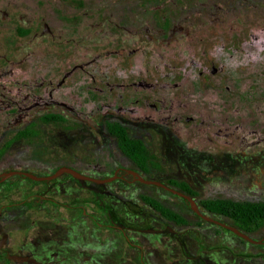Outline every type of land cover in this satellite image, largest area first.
Masks as SVG:
<instances>
[{"label": "flooded vegetation", "instance_id": "af4514ba", "mask_svg": "<svg viewBox=\"0 0 264 264\" xmlns=\"http://www.w3.org/2000/svg\"><path fill=\"white\" fill-rule=\"evenodd\" d=\"M34 1L85 3L89 0ZM123 1L153 4L142 10L88 12L89 18L98 19L88 23L89 29L95 27L90 33L85 27L71 26L68 19L74 15L69 11L62 12L66 16L62 21L54 11L51 14L34 11L32 0H0V148L27 126L36 131L10 141L0 156V182L12 175L30 178L22 173H10L25 171L21 161L13 162L9 168L4 163L9 160L6 155L14 144L38 136L39 126L50 124L67 130H85L89 137L111 148L102 163H65L49 174L38 175H50L61 166L83 175L85 178L80 180L68 172L58 174L90 189L98 210L105 216L102 225L120 231L131 250L112 253L116 264H144L145 245L132 242L125 234L128 226L117 224L112 216L118 204L103 203L104 197L112 200L117 190H126L136 182L146 183L139 178L158 180L147 176L149 171L160 169L156 147L133 133L140 127L156 130L164 147L163 156L173 157L191 181L203 173H223L224 164L232 160L262 161L264 155L258 150L264 149V0ZM156 19L161 20L158 25ZM12 20L18 23L13 28ZM28 34L31 44L25 39ZM94 48L96 52H91ZM48 114L55 115L52 121L40 119ZM114 125L124 127L129 137L144 143L149 158L143 167L118 147L111 130ZM12 129L13 133L2 140L3 134ZM126 161L132 167L126 166ZM169 179L180 180L167 177L164 182L158 181L182 191ZM119 181L127 186H108ZM47 193L49 190H31L19 202L0 204L2 264H56L68 258L69 248L74 251L73 241L60 240L58 234L54 240L42 238L43 223L49 228L74 225L71 219L34 218L31 212L40 210L44 200L70 212L78 211L88 222L101 225L84 206L59 201ZM191 198L194 201V196ZM12 204H19L20 210L10 211ZM186 219L187 223L177 225L191 228V220ZM201 221L212 222L204 218ZM135 230L153 233L159 240L167 232L171 238L176 237L167 226ZM243 233L250 239L233 232L230 238L235 241L211 251L202 250L200 244L191 251L179 241L182 249L164 264H264V223ZM154 245L148 242L146 248ZM85 259L88 264H98L102 256L89 255Z\"/></svg>", "mask_w": 264, "mask_h": 264}, {"label": "rangeland", "instance_id": "374dc122", "mask_svg": "<svg viewBox=\"0 0 264 264\" xmlns=\"http://www.w3.org/2000/svg\"><path fill=\"white\" fill-rule=\"evenodd\" d=\"M151 4L153 3H129L123 0H89L85 3H52L50 1L37 3L32 0L30 3L37 13L48 11L51 14V11H54L55 15L59 16V19L62 21L66 17L62 12L69 11L74 15L69 16V19L66 18L70 21L71 26L85 27L86 32L90 33H93L92 29L95 27L91 25L92 27L89 29L88 23H93V21H98V19L89 18L87 16L88 12L109 13L113 10H127L131 8L142 10L143 7L150 6ZM89 16L91 17L92 14H89ZM160 21V19L155 20L157 25ZM17 25L18 23L12 20L11 27L13 28ZM12 28L10 38L13 43L14 33ZM94 37L90 40L92 42L89 45L90 47L93 46ZM30 38L31 34L25 37L28 40V44L29 42L31 44V41H29ZM96 49L94 48L91 52H96ZM38 129L39 134L37 137L30 141L16 143L10 148L6 155L9 160H6L4 163L6 168L11 167L13 162L21 161L23 163L22 169L27 172L37 175L49 174L56 166L65 163L77 165H80L84 161L102 163L111 151V148H108L100 140L89 137L85 130H67L63 127H56L50 124L39 126ZM12 133L13 129L5 132L2 140ZM133 136L143 137L152 147H156V152L160 156V169L149 171L147 176H152L163 182L167 177L187 180L197 191V195L194 197L196 207L200 212L213 219L225 223L230 222L226 217L206 211L198 201L200 198L226 197L235 200H264V156L260 158L262 161L256 163L232 160V162L224 164L223 173H203V175L197 176L195 180L191 181L186 170L182 167L178 168V164L173 160V157L168 158L163 156L165 154L164 147L159 139L160 134L156 130L149 127H140L135 134L133 133ZM171 151L174 150L172 149ZM258 151L264 155V149L261 148ZM125 165L132 167L129 161H126ZM108 186L121 188L127 185L119 181L108 184ZM31 190H49L47 195L59 201H65L69 204H80L85 207L87 212L94 214L97 221L101 223V225L90 223L88 219L85 220L84 216H80L78 211L70 212L44 200L40 210L31 212L34 218H64L71 219L70 222L74 223L71 226L51 228L43 223V226L40 228L42 238L45 240H54L56 234H58L60 240L66 241L70 239L73 241L71 245L74 246V251L69 248L68 258L59 260L56 264H88L85 258L89 255L102 256L98 264L111 262L116 264L117 260L112 253L131 250L121 237L119 230L115 227L102 225L105 222V216L98 210L97 203L89 191L90 189L81 187L77 180L70 179L64 174H60L48 181L33 180L21 176H8L0 182V204L19 202ZM117 193L116 196L112 197V200L104 197L103 203L106 205L111 202L118 204L117 210L115 212L112 211V216L117 224L128 226L125 234L130 237L132 242L145 245V254L143 255L144 264H156L157 262L164 264L169 259H172L176 256V252L182 249L179 241L182 244H187L191 251L195 250L194 246L196 244H200V248L204 251H211L214 248L227 246L230 240L235 241L233 237L230 238L233 234L225 228H218L214 223L209 221H201L189 207L186 200L172 192L162 190L153 184L136 182L131 186L129 185L126 190H117ZM139 193L149 194L160 199L165 205L185 215L191 220L193 226L190 228V226L177 225L164 220L139 198ZM120 203H122V206ZM11 206L10 211H18L21 208L19 204H12ZM195 222H198L199 225H195ZM164 226H167L171 232L174 231L176 237L171 238L169 236L170 233L167 232L159 240L153 233L138 232L135 230V228L139 227L161 228ZM131 228H134V230ZM31 230L34 233V229ZM148 242L155 244L154 247L146 248V243ZM78 250L80 251L79 253ZM106 253L111 254L106 255ZM108 256L110 259H105ZM0 264H2L1 259Z\"/></svg>", "mask_w": 264, "mask_h": 264}, {"label": "trees", "instance_id": "16d2710c", "mask_svg": "<svg viewBox=\"0 0 264 264\" xmlns=\"http://www.w3.org/2000/svg\"><path fill=\"white\" fill-rule=\"evenodd\" d=\"M54 117L55 115L48 114L42 116L40 119L42 121H52ZM111 130L116 137L117 145L121 151L134 163L143 167L149 158V153L144 143L138 138L129 137L124 127L114 125L111 126ZM35 132L31 126H27L23 130L18 131L13 138L33 135ZM12 139L0 148V156ZM168 182L191 196L195 197L197 195V191L182 179H169ZM139 198L171 222L176 224H185L188 222L186 217L181 213L166 206L155 197L147 194H139ZM198 201L206 211L228 218L230 220L229 223L240 231L249 232L257 225L264 223V200H235L226 197H206L200 198ZM200 220H203V218H200Z\"/></svg>", "mask_w": 264, "mask_h": 264}, {"label": "water", "instance_id": "95a60500", "mask_svg": "<svg viewBox=\"0 0 264 264\" xmlns=\"http://www.w3.org/2000/svg\"><path fill=\"white\" fill-rule=\"evenodd\" d=\"M68 172L70 173L73 177L77 178V179H84L85 177L83 175H81L80 173H78L77 171H75L74 169L72 168H69V167H66V166H61L59 167L55 172H53L52 174L50 175H46V176H41V175H35L33 173H30V172H27V171H12L10 173H14V172H18V173H22L23 175H26L30 178H33V179H36V180H42V179H51L53 177H55L56 175H58L60 172ZM141 181L143 182H146V183H153V184H156V185H160L162 187H165L167 189H169V191L177 194V195H180L184 198H186L189 202V205L190 207L199 215L201 216L202 218L206 219V220H210L212 222H215L217 224H220V225H223L225 227H227L228 229H230L232 232H234L235 234L239 235V236H242L246 239H250L245 233L241 232L240 230H238L236 227L234 226H231V225H226L224 223H222L221 221H218L216 219H213L207 215H204L202 214L197 208H196V205L193 201V199L191 198V196H189L188 194L180 191V190H176L174 188H171V187H168L166 185H164L162 182L158 181V180H152V179H142V178H139ZM94 181L96 182H103L105 179H93ZM149 230V229H147Z\"/></svg>", "mask_w": 264, "mask_h": 264}]
</instances>
